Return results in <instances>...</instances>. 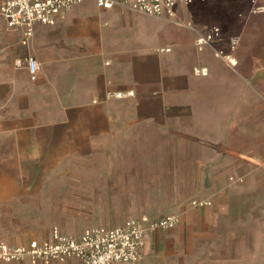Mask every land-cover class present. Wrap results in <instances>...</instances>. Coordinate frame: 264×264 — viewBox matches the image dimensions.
<instances>
[{"label": "crops", "instance_id": "obj_1", "mask_svg": "<svg viewBox=\"0 0 264 264\" xmlns=\"http://www.w3.org/2000/svg\"><path fill=\"white\" fill-rule=\"evenodd\" d=\"M4 1L0 224L37 198L40 176L62 174L69 190L112 193L95 226L180 215L176 228L148 233L147 263L254 264L224 193L231 160L264 159V0H195L180 16L199 32L87 1L96 8L75 6L57 25H38L28 46L8 27ZM213 27L221 37L200 46ZM28 55L40 63L36 81L16 64ZM62 159L63 172L48 162ZM0 241L30 242L1 232ZM255 242L263 264V232ZM14 263L31 264H2Z\"/></svg>", "mask_w": 264, "mask_h": 264}, {"label": "built area", "instance_id": "obj_2", "mask_svg": "<svg viewBox=\"0 0 264 264\" xmlns=\"http://www.w3.org/2000/svg\"><path fill=\"white\" fill-rule=\"evenodd\" d=\"M87 1L95 2L101 9L121 7L199 32L193 22L180 16L181 10L193 5L195 0H5L2 15L10 29L22 31L21 42L28 46L38 25L55 26L66 18L73 7ZM220 37L221 30L213 27L206 34H200L198 44L204 46ZM16 64L28 68L32 81L38 79L40 63L36 56L18 58ZM197 72L207 74L206 69ZM192 205L205 208L212 206L213 202L195 200ZM180 220V215L176 213L148 224L140 219L129 218L118 226L88 227L79 236L54 226L50 236L43 240H32L22 245L0 241V264L25 261L31 264H63L70 259H76L79 264L138 263L145 256L148 233L174 229Z\"/></svg>", "mask_w": 264, "mask_h": 264}, {"label": "rangeland", "instance_id": "obj_3", "mask_svg": "<svg viewBox=\"0 0 264 264\" xmlns=\"http://www.w3.org/2000/svg\"><path fill=\"white\" fill-rule=\"evenodd\" d=\"M76 7L90 9L96 8V5L85 2ZM48 162L55 164L57 172H63L67 163L63 159ZM89 164L94 165V161L88 162ZM229 169L224 194L231 202L232 222L247 229L248 257L253 259L254 264H259L255 262V237L259 232L264 233V159H234L230 161ZM67 179L62 174L40 176V191L35 194L37 198L25 200L23 208L13 210L16 217L10 214L12 209H8L5 221L0 224L1 234L12 242L25 243L35 237H48L54 226L79 234L85 228L97 225L98 219L105 217L106 209L112 205V193L69 190L65 184ZM27 204L38 206L28 207ZM66 264L77 263L71 260ZM132 264L169 263L160 259L147 263L143 259Z\"/></svg>", "mask_w": 264, "mask_h": 264}]
</instances>
